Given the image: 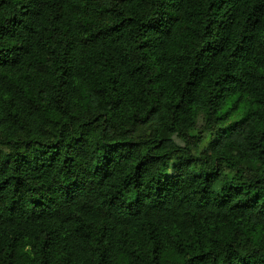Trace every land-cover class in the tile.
I'll use <instances>...</instances> for the list:
<instances>
[{
  "label": "trees",
  "instance_id": "16d2710c",
  "mask_svg": "<svg viewBox=\"0 0 264 264\" xmlns=\"http://www.w3.org/2000/svg\"><path fill=\"white\" fill-rule=\"evenodd\" d=\"M0 264H264V0H0Z\"/></svg>",
  "mask_w": 264,
  "mask_h": 264
}]
</instances>
